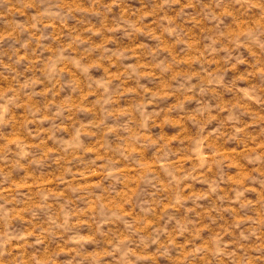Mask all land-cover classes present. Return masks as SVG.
Segmentation results:
<instances>
[{
  "label": "rangeland",
  "instance_id": "374dc122",
  "mask_svg": "<svg viewBox=\"0 0 264 264\" xmlns=\"http://www.w3.org/2000/svg\"><path fill=\"white\" fill-rule=\"evenodd\" d=\"M259 8L0 0V264H264Z\"/></svg>",
  "mask_w": 264,
  "mask_h": 264
},
{
  "label": "clouds",
  "instance_id": "9594fccd",
  "mask_svg": "<svg viewBox=\"0 0 264 264\" xmlns=\"http://www.w3.org/2000/svg\"><path fill=\"white\" fill-rule=\"evenodd\" d=\"M235 3L245 10H250L259 4L260 8L257 14L264 15V0H235Z\"/></svg>",
  "mask_w": 264,
  "mask_h": 264
}]
</instances>
